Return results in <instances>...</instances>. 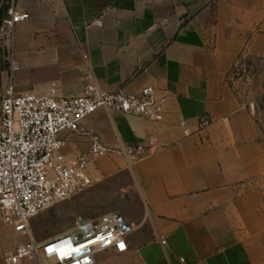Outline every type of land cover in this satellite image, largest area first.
Segmentation results:
<instances>
[{
  "label": "crops",
  "instance_id": "obj_1",
  "mask_svg": "<svg viewBox=\"0 0 264 264\" xmlns=\"http://www.w3.org/2000/svg\"><path fill=\"white\" fill-rule=\"evenodd\" d=\"M18 5L30 19L16 26L13 43L0 41V98L9 86L47 94L54 85L74 96L96 82L130 93L151 85L163 103L160 120L100 109L85 121L114 150L92 161L90 174L134 227L126 251L100 252L97 263L264 264V135L233 76L238 61L264 57V0ZM64 139L72 162L89 147L87 136ZM120 143L147 153L130 168ZM12 234L0 221V264L14 248L6 242Z\"/></svg>",
  "mask_w": 264,
  "mask_h": 264
},
{
  "label": "built area",
  "instance_id": "obj_2",
  "mask_svg": "<svg viewBox=\"0 0 264 264\" xmlns=\"http://www.w3.org/2000/svg\"><path fill=\"white\" fill-rule=\"evenodd\" d=\"M29 19L30 13L18 0H10L0 26V41L13 43L16 26ZM7 60L12 72L19 68L12 47ZM243 75L238 62L233 76L241 79ZM154 94L151 85L130 93L105 91L96 82L74 96L59 95L54 85L47 94H17L10 86L6 89L0 98V221L11 226L16 237L12 239L14 249L4 255V264H98L100 252L121 253L129 248L134 227L118 211L83 221L79 218L69 231L44 241L36 239L31 221L90 188L94 184L91 162L114 151L97 128L85 121L100 109L160 120L163 103ZM210 123L208 116L202 117L203 127ZM66 133L89 138L88 149L74 162L64 152ZM117 150L130 168L147 153L142 144L120 143Z\"/></svg>",
  "mask_w": 264,
  "mask_h": 264
},
{
  "label": "rangeland",
  "instance_id": "obj_3",
  "mask_svg": "<svg viewBox=\"0 0 264 264\" xmlns=\"http://www.w3.org/2000/svg\"><path fill=\"white\" fill-rule=\"evenodd\" d=\"M238 62L242 69V74H244L239 79L240 88L254 109L255 119L264 135V57H248ZM115 191L114 185L111 189L113 199ZM108 200L100 187L94 182L87 190L82 191L69 200L53 205L35 217L31 221V228L36 239L44 241L69 231L75 226L79 218L83 221L85 217L97 218L102 214L118 211L116 202L113 200L112 205ZM15 237L14 234L10 235L6 242L9 245L12 244V239Z\"/></svg>",
  "mask_w": 264,
  "mask_h": 264
},
{
  "label": "trees",
  "instance_id": "obj_4",
  "mask_svg": "<svg viewBox=\"0 0 264 264\" xmlns=\"http://www.w3.org/2000/svg\"><path fill=\"white\" fill-rule=\"evenodd\" d=\"M7 9V7L5 8H0V26L2 23V19L5 13V10ZM4 67V59H3V55H2V49L0 48V76H1V71L3 70Z\"/></svg>",
  "mask_w": 264,
  "mask_h": 264
}]
</instances>
